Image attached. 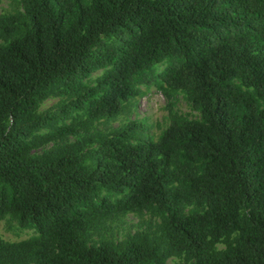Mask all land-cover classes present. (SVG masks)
<instances>
[{"label":"trees","instance_id":"16d2710c","mask_svg":"<svg viewBox=\"0 0 264 264\" xmlns=\"http://www.w3.org/2000/svg\"><path fill=\"white\" fill-rule=\"evenodd\" d=\"M23 2L26 13L0 15V219L12 213L38 233L0 236V264H156L180 253L264 264V0ZM152 85L171 117L158 139L136 137L144 126L132 120L90 146L81 137L32 153L38 139L82 132L36 116L50 96L64 98V118L114 119ZM180 92L200 119L175 111ZM144 210L162 213L168 248L85 237L108 215Z\"/></svg>","mask_w":264,"mask_h":264},{"label":"rangeland","instance_id":"374dc122","mask_svg":"<svg viewBox=\"0 0 264 264\" xmlns=\"http://www.w3.org/2000/svg\"><path fill=\"white\" fill-rule=\"evenodd\" d=\"M17 10L26 13L23 0H0V15L14 13ZM5 42L7 40L0 38V43ZM163 67L164 65H161V68ZM101 73L102 70H99L94 76ZM64 102L63 97L52 95L41 103L36 116L50 115L56 117L61 123L73 122L82 129V132L77 136L71 135L65 140L59 138L48 140L46 137L38 139V143L32 147V153L42 154L65 143L75 142L81 137H88L86 141L90 146L94 144V140L89 138L92 134H110L132 120L141 122L144 126V133L135 132L136 137L156 140L171 123L168 99L154 85L148 88L145 87L144 95L135 99L132 109L114 119L100 118L90 121L81 112L75 113L74 117L64 118L60 111ZM175 111L188 118L200 119L201 117V111L192 105L184 92L178 93L176 97ZM48 130V128H45L41 132H47ZM201 209L203 207L197 204L186 206L187 212ZM37 233L36 228L22 227L17 217L12 213L0 219V236L5 240L24 241ZM85 237L90 244L109 240L118 247L125 246L134 237L147 240L156 245L161 244L165 249L170 246L162 228V213L157 210H144L140 213L128 211L108 215L104 217L103 222L93 226ZM235 240L236 234L223 237L214 244L213 250L220 252L233 244ZM193 260L186 253H180L169 255L164 263L156 264H192Z\"/></svg>","mask_w":264,"mask_h":264}]
</instances>
